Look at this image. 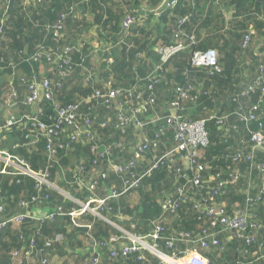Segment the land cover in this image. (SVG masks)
<instances>
[{
    "label": "built area",
    "instance_id": "built-area-1",
    "mask_svg": "<svg viewBox=\"0 0 264 264\" xmlns=\"http://www.w3.org/2000/svg\"><path fill=\"white\" fill-rule=\"evenodd\" d=\"M9 1L3 0L5 3H9ZM36 1L38 2V0H27L28 3H36ZM175 4L176 0L168 2L166 6L172 7ZM154 13L158 14L157 11ZM64 19L65 14H61L57 21L47 26V30L56 42L61 39ZM136 22V16L130 12L123 17L121 27L124 31H129ZM3 24V18H0V35ZM176 37L179 38V42L175 46L156 49L159 62L155 66L152 76L168 62L171 56L186 49L181 35ZM250 39V34L243 37L242 46L244 48L248 46ZM188 41L190 44L194 43L193 37H189ZM75 50H78V47L75 49L69 45L53 49L39 46L30 60L56 66V77L60 82L66 80L79 69L78 71L83 72V75L86 73L84 75L85 83L92 84L93 69L85 65L86 58L89 56L81 54L75 64L71 57V53ZM110 63L111 60L108 61V64ZM191 65L195 69H208L210 76L222 71L215 50L195 52L191 58ZM143 81L146 82L143 87L150 91L147 96H144L140 90L141 80L138 82L139 85L129 88L111 89L110 82H108L103 89L94 90L89 98L92 106L112 111L114 115V117L102 119L97 118L95 111H93L94 113L83 114L78 103H70L65 106L57 104L53 88L54 86L60 87V82L45 80L36 74L23 81L28 93L24 99V104L30 105L44 99L53 105L54 116L43 117L41 113L22 114L20 117H11L4 124H0V134L11 130L13 127L25 128L24 138L26 141L32 143L43 140L47 153L46 170L36 172L21 158L0 148V174L19 178L26 176L36 183L34 187L36 193L33 198L29 202L23 199L18 201L22 210L19 215L15 214L3 219L6 211L4 200L0 197V231L6 230L11 224L21 225L19 240L26 244L21 250H14L10 253L11 264L19 260L20 252L27 258H40V264H50L48 258L49 253L53 250L52 247L62 245L65 242V236L62 233H57L39 244L38 240L42 236L41 227L44 224L68 218L74 229H91L90 225H82L78 218L87 213L93 214L97 218L99 217L95 214L103 217L106 212L113 213L111 207L113 199L139 188L143 180L151 177L154 172L159 170L171 173L178 172V179L186 184L180 185L174 195L169 194L164 198L162 209L171 210L175 213L180 210H191L204 218L196 225L194 232L196 235H193V232H176L174 236L165 237L163 224L158 222L157 225L154 224L151 231L143 235L124 231L121 234L92 239L91 252L86 256L85 264H106L102 259V249L108 250L110 259L121 257L125 260L133 254L142 259L143 255L148 253L156 257L161 264H209V260L202 257L201 252H221L225 248V244L221 242L219 237L224 238L226 235L225 239L230 240L232 239L230 234H233L237 240L244 243V248L247 249L248 246L255 245L257 242L256 234L260 228L256 215L249 216L250 214L245 208L239 207V205L230 207L223 200L217 201V198L221 199L226 196L225 189L228 185L236 183L238 180L237 173L230 174L227 180L220 179L219 173L208 174L204 177L203 173L206 167L199 163L196 149L206 148L209 145L208 132L205 129L207 122L211 121L218 126H223L229 117L236 115L240 122H256L258 129L249 132V134H251L255 149L264 150V133L262 131L264 130V78L257 77L252 82L248 81V84H244L240 88L232 101L236 103L251 94H258L257 102L251 106L247 115L233 112H222L218 115L209 112L205 118L196 121L178 116L175 111L176 104H171L172 111L163 120L161 117H157V112L151 109L155 104V95L152 91L153 80L147 77ZM191 91L190 88L179 90L180 98L191 101L193 99ZM12 96L16 97L14 93ZM95 122H97L99 129L111 128L114 130L113 134H118V138L110 144L104 143L102 138L95 134L92 129ZM164 123L173 132L172 144L168 147L162 142L167 134ZM233 129L236 128L232 125L231 130ZM130 131L134 132L136 141L132 143V157L123 161L120 159V152L125 148L124 139ZM74 145H88V153L91 155L88 160L90 167L95 168L104 163L105 168L103 171L93 172L91 178L85 181L82 179V174L87 170V167L85 163L79 162L72 166L68 173V177L72 181L71 184L79 190L92 192L100 185L101 181L107 180L109 174H114L119 178L121 188L117 189L112 184L108 196L96 201L95 207H92L94 204H91L93 203L91 199L83 203L62 190L70 197L66 198L75 203L78 208L66 210L62 205H55L50 207L49 212L43 217L32 218L28 221V212L32 208L31 204L36 206L41 201L44 189L54 188V184L50 182L49 171L57 164L59 153L67 152V155ZM15 147H19V145L14 143L11 150ZM160 148H162V152H160ZM114 149H117L115 150L116 153H114ZM231 161L232 163L238 162V156H233ZM254 166L263 184L256 194L247 198L246 205L249 206L264 204V158ZM202 190H206L207 193H203ZM24 229L28 232H23ZM121 241H124L123 246L117 247ZM182 243L189 244V249L177 251L176 254H169L164 251L173 252L174 248ZM258 260H264V248L259 251Z\"/></svg>",
    "mask_w": 264,
    "mask_h": 264
},
{
    "label": "trees",
    "instance_id": "trees-1",
    "mask_svg": "<svg viewBox=\"0 0 264 264\" xmlns=\"http://www.w3.org/2000/svg\"><path fill=\"white\" fill-rule=\"evenodd\" d=\"M26 1L27 0H25V2ZM74 1L78 0L68 1V4H63V1L59 2L58 0H38L36 3L26 4L31 7L35 6L31 11L32 14H35L37 9L48 8L49 10H52L50 15H54L53 22L50 24H40L36 27V30L39 32L41 31V34L44 37L42 40V37L38 35V32L31 31L33 29V24L30 22L32 19H28L26 13L22 14L19 12V9L21 8H18V0H10L9 3L0 0V18H3L4 20L2 33L0 35V53L3 49L9 50L7 55L3 54L0 57L9 58L12 66L21 63V61L17 59V55H21L22 50L20 48H18V50H16V48L12 50L10 44H20L24 34L23 31H30V34L27 36L34 40V50H36V46L40 43H43L44 46L49 44V48H58L59 46L69 45L76 49L79 46V43L75 42V40H70V35H68V31L66 30V26L71 22L70 18L75 11L73 10L75 7L72 9V2ZM88 1L90 7L93 6L98 10V12L92 10L97 13L94 21L100 22L101 17H105L101 23L108 27L106 31L116 30V27H118V32H116L112 38L113 45L117 47L114 48L112 55H107V58H105L106 68L104 69L102 83L99 85H95L94 81H92V84L85 83V87L88 88L87 90L90 94L96 89H103L108 82H110L111 89H116L139 85L138 82L141 80L139 85L140 90L144 96H147L150 91L143 87L146 84L143 79L148 77L153 80L152 91L155 95V104L151 109L158 113L160 108H163L166 105L171 108V104H176L177 107L175 108V111L177 115L190 121L205 118L209 112L218 115L222 114L223 110L227 107L233 113L247 115L251 106L257 102L259 98L258 94H251L236 103L232 101L240 91L239 83L237 84L239 81L237 80V75L243 70L242 67L244 65L242 63L244 61L241 63V60L247 55L253 44V41L250 39L247 47L244 48L242 46L243 37L246 35L243 32L251 25L256 33L261 35L264 39V0H250V3H248V0H177L176 7L169 12H162L159 18L151 20L150 17L152 18V16L147 15L146 17H149L148 21H150L149 24L145 27L133 29L128 36H125L121 32L122 29L116 23V16L117 13H119V10L116 9V5H118L119 2H122V5L126 7L127 12L136 15L135 7L138 3L137 0H135L132 7L130 6L132 2L130 3L129 0H101L98 1L99 6L96 5V0V2L94 0ZM148 1L152 6H156L161 2V0ZM22 7H24V5H22ZM227 12L231 14L230 17H228V20H225L222 18L221 14ZM61 14H65L63 23L64 27L60 41L56 42L47 30V26L52 25L57 21ZM180 21H182V23H179ZM12 23L14 28L9 31L8 25H12ZM112 25L113 27H111ZM179 34L186 45V49L171 56L168 62L164 64L160 70L156 71L154 76H152L155 66L159 62L158 54L154 56L153 48L162 49L168 46H175L179 42V38L176 37ZM103 37L109 42L111 41L110 35L106 34ZM189 37H193L194 43H189ZM117 42H120V44ZM262 45V48L259 46L256 49L258 52L260 51L258 56H256L254 52H252L251 55L250 64L254 69L248 70V81L250 82L257 77L264 78V44ZM208 50L216 51L218 63L222 68V71L214 76H210L208 69H195L191 65V58L195 52H205ZM81 54L83 55L80 50H75L71 53V57L75 64ZM109 60H111L110 64H108ZM88 62L89 58H86L85 65H88ZM78 70L79 69H77L76 72H79ZM76 72L72 73L71 77ZM66 80L60 82L56 77V73L51 79V81L61 83L60 87L54 86L53 91L56 101L62 106L70 103H77L71 92L66 93ZM189 88L192 90L191 95L193 96V99L191 101H185L180 98L179 90H186ZM77 91L82 92L80 88L77 89ZM87 95L83 97H86ZM42 105L43 111L41 114L43 117L54 116V108L50 103H43ZM82 105L84 106V109L82 108L81 110L83 114H88V112L94 113L93 111H95L97 112V118L99 119L114 117L112 111H107L99 107H94L92 109L91 107L93 106L91 104L83 103ZM87 108H90L91 111ZM151 109L150 111H152ZM229 118L230 121H226L223 126H218L211 121L206 123L205 129L208 132L209 145L206 148L201 147L196 149V153L199 163L206 167L203 173L204 177L208 174L219 173L220 179L227 180L230 174L237 173L238 180L233 185H228L225 189V193L233 197L235 200H238L239 207H244L248 214H250L249 216L256 215L258 219L260 228L256 234L257 242L255 245L248 246L246 251H237L234 259L232 257L231 260V257H229V260H231L229 264H232L233 261L234 264H264V260H258L259 251L264 248V204H257L255 206L246 205L247 198L256 194L263 184L261 183V178L255 170L256 168L254 165L262 161L264 158V150L255 149V144L251 140V134H249V132L258 129L256 122H240L236 115ZM232 119H234L233 123L231 122ZM232 125L235 126V130H231ZM11 129L10 136L13 131L16 132V138H19V134H22L23 136V132H21L19 127H13ZM92 129L95 134L100 136L102 140L108 144L118 138V134H113L114 130L111 128L99 129L97 122L92 125ZM262 131L264 133V130ZM171 132L172 129L167 130V134L162 139L163 143L167 136H170V138L172 137ZM111 135H113L114 138H112ZM134 137L135 136L133 135V140L128 137L124 139L125 148L120 152V156L124 161H127V159H125L127 148H131V143L136 141ZM14 143L15 142H13L12 145ZM86 150L88 154V147H86ZM86 150L85 146L74 145L70 150V153L67 155V152L59 153L57 164L60 162L61 164H65L69 160V157H73L78 161L86 155ZM115 150L117 149H114V153H116ZM162 151V148H160V152ZM233 156H238L239 161L232 163L231 158ZM33 158L38 159V157ZM34 163V160L33 163L30 162V168L33 170L38 169L40 166L35 167ZM85 164L87 170L82 174V179L87 181L91 175L94 174L93 172L98 170V167L91 168L89 161L85 162ZM101 164L104 165V163ZM50 172H53L51 177L53 179H55L56 175L60 173H56L54 168L50 169ZM156 174L157 172L152 174L151 177L143 180L139 188L121 195L120 198L124 200H127L126 197L133 196V198L138 200L137 203H135V206L130 207L132 211L135 212V210H138L139 208L137 207L142 205L141 201H144V199H147V202L150 203L149 205L151 207L157 210L161 209L158 205V201L160 200L163 202L167 195H174L175 186L170 187L165 183H161L162 180L158 181L155 176ZM112 175H109L107 180L101 181L100 185L103 182L110 186L114 183L116 188L120 189L121 182L119 178L114 174ZM2 176L5 175L0 174V177ZM23 177L9 178L6 188H0V196H3L4 204L7 199V202L11 206H17L18 200L13 196L14 193H11V191L18 190L20 194L19 197H24L31 193L33 194L35 183H33V180L29 177ZM51 178L50 180L52 181ZM12 179H14L13 183ZM71 183V178L68 177V185L65 186V183H63L61 184V187L63 185V187L69 191L68 193L70 196L80 202H86L87 199L100 187L99 185L95 190L90 192L87 190H79ZM163 189L168 190L169 193L160 195L159 192ZM202 191L203 193H207L206 190ZM146 192L148 195L145 194ZM224 197L225 196L221 199L217 198V201L224 200ZM49 201L51 202V207L62 205L66 210L78 208L75 203L70 200H64L61 195L55 192H51ZM119 202L111 204L113 214H116L115 211L118 209L123 212L130 210L128 208V203L124 204V201H122V204L118 205ZM145 212L149 211L146 210ZM150 212H154V210L152 209ZM187 213L191 214V210H187ZM86 215H89L88 218H92L88 222H95V224H98L97 227L101 226L104 228V231L102 232L103 236H105V233L107 232L113 233V230L108 224L101 222V220L88 213ZM182 221V218H180V220H177V223L182 224ZM44 226L41 227V232L44 235H47L48 231ZM94 230H96V226ZM22 231L28 232L26 229ZM92 233L94 234L93 231ZM62 234L65 236V242L62 243V245H64L63 248H69L68 245L70 246V242L67 240V233ZM230 236L232 237L230 240L225 239L226 235H224V238L219 237L221 242L225 244V248H223L221 252L209 251L206 253V256L210 258L211 263L215 258H213V256L219 258L220 256L225 255L229 245L238 244L242 246L244 244L237 240L233 234H230ZM22 258L23 254L20 252V258L18 261Z\"/></svg>",
    "mask_w": 264,
    "mask_h": 264
},
{
    "label": "crops",
    "instance_id": "crops-1",
    "mask_svg": "<svg viewBox=\"0 0 264 264\" xmlns=\"http://www.w3.org/2000/svg\"><path fill=\"white\" fill-rule=\"evenodd\" d=\"M58 1L59 2L63 1V4L64 3L68 4L67 2L71 0H58ZM80 1L81 0L72 2L73 3L72 9L75 7L73 9L75 11L72 14V17L70 18L71 22H69L66 26V30L68 31V35H70V40H75V42L79 43L78 50L82 51L83 54H86L89 56L88 66H90L93 69L92 79L95 85H99L103 81L102 80L103 73H104V69L106 68L105 58H107L106 57L107 55L108 56L112 55L114 48L117 47L113 45L112 38L114 37V34L118 32V27H116V30L106 31L108 27L104 26L101 23L103 22L105 17H101L100 22L94 21L97 15L96 12H98V10L93 6L90 7V5L88 4L89 3L88 0H83L81 2ZM96 1H95L96 5L99 6L98 1H101V0H96ZM129 1L130 3L132 2L130 4V6L132 7L135 0H129ZM137 1L138 3H137V6L135 7V10H136L135 16L137 18V22L130 28L129 31H124L122 29L121 21L123 17L127 13H130V12L126 11V7L122 5V2H119V4L116 5V9L119 10V13H117V16H116V23L122 29L121 32L125 36H128L130 32L135 28L145 27L146 25H148L150 21H148L149 17H146L147 15L152 16V18L150 17V19L154 20L156 18H159L162 12H169L174 7H176V4L172 7L166 6L168 2H173L174 0H161V2L158 3V5L156 6H152V4L148 0H137ZM26 2L25 0H18V6H19L18 8H21L19 9V12L22 14L26 13V17L28 19L29 18L32 19L31 21L29 20L33 24L32 25L33 29L31 31L38 32V35H40L43 40L44 37L41 34V31L39 32L38 30H36V27L40 24H50L51 22H53L54 15L53 16L50 15L52 13V10H49L48 8L47 9H37V12L35 14H32L31 11L33 10V8H35V6L33 7L28 6L26 4H29V3H26ZM248 3H250V0H248ZM22 5H24V7H22ZM92 10L96 12H93ZM155 11H157L158 14H155L154 13ZM15 27H16V24H15ZM111 27H113V25ZM13 28H14L13 23L12 25L10 24L8 25L9 31L12 30ZM23 33L24 34L22 36V40L20 41V44H16V45L10 44V46L12 47V50H14L15 48L16 50H18V48L22 50V54L17 55V59L20 60L22 64L18 63L19 65L12 66L11 60L9 58L0 57V124H4V122L11 117H20V115L22 114H28V115L39 114L43 111L42 104L50 103L43 99L41 101L34 102L33 104H30V105L24 104V99L26 98L28 93H27V90L25 88L23 81L26 79H29L31 75L33 74H37L39 78H44L45 80L47 79L51 80L52 76L55 75L56 73V68L54 65L49 64V63L32 62L30 60L31 56L38 49L39 46H42L45 48L47 47L48 49H53V48H49L50 47L49 44H47V46H44L43 43H40L39 45L36 46L37 47L35 48L36 50H34L33 48H34L35 42L32 38L27 36L28 34H30V31H23ZM243 33L251 35V40L253 41V44L251 48L249 49V52L247 53V55H245L244 58L241 60V63L244 61L242 63L244 65L242 67L244 71L242 70L237 75V80H239L237 82V84L239 83V89L242 88L244 84H248V76H249L248 70L254 69V67H251V64H250L252 52H254L256 56H258L260 51L258 52V50L256 49L259 46L260 48H262L263 47L262 44H264L263 37L259 35L258 33H256V31L251 25L248 26L247 30L244 31ZM106 34L110 35L111 37L110 42L106 38L104 39L103 36ZM119 38H120V34H119ZM117 43L120 44V42H117ZM8 52L9 50L3 49L2 52L0 53V56H2L3 54L7 55ZM153 52L155 56L157 54L156 48H153ZM84 75H86V73ZM84 75H83V72H76L72 77L71 76L67 77L68 80H66V83H65L66 93L71 92V94L76 98L75 99L73 97L74 100H76V102L80 105L79 107L81 110L82 108L84 109V106L82 105L84 102H86L85 104H91L89 102L90 92L87 90L88 88L85 87ZM77 87H79L82 92L80 91L78 92L77 89L79 88ZM13 93L16 95V97L12 96ZM85 95L87 96L83 97ZM56 103L58 104L57 101ZM91 108L93 109L94 106ZM87 109H90V108H87ZM89 111H91V109ZM170 111H172V108L166 105L165 107L159 110V112L157 113V117L159 116L163 120L170 113ZM223 112L227 113L231 111L227 107L226 109L223 110ZM227 121H230V118H228ZM231 122L233 123L234 119H232ZM164 125L167 128V130H170L166 123H164ZM21 129H22L21 132H23V136L22 134L21 135L19 134L18 135L19 138H16L15 131H13L12 135L10 136V132L12 129L1 133L0 134L1 135L0 136V148L6 152H9L10 154L14 156H18L28 166L31 165L30 162L33 163V160H34L35 167L37 166L42 167V168L39 167L38 169H35V170L32 169L33 171H36V172L45 171L47 153L45 151L44 141L37 140L32 143L27 142L26 139L24 138L25 137L24 131H26V129L23 127ZM172 133L173 132H171V134ZM133 134L134 132L130 131L127 137L133 140ZM13 142H15L16 145H19V147H15L14 149L11 150L12 146L14 145V144L12 145ZM104 143L108 144L105 141ZM132 143H131V147H132ZM164 143H165V146L168 147L170 144H172V137L170 138V136H167V138L164 140ZM87 146L88 145H85V150ZM126 152L127 154H126L125 159L128 160L132 157L131 148H127ZM33 157H38V159H34ZM72 158L73 157H69V160L65 164H61L60 162L59 164L54 166L56 173L60 172L59 173L60 178L58 181H55V179L51 178L53 172L51 173L49 171V176L52 179V181L50 180V182L54 184V188L44 189L43 191L44 195L42 196L41 201L36 206L31 204V207H32L30 209L31 213L36 218H40L41 216L49 212V209L52 206L51 202L49 201L51 192H55L61 195L58 192V190L60 191L63 190L65 193H67L70 196V194L68 193L69 191L65 189L63 185L61 187V184L63 183H65V186L68 185L67 184L68 177H66V175H63L64 174L63 170L69 173L73 165L79 162H84V163L88 162V160L91 158V155L89 153L87 154V150H86V155L80 158L78 161L76 159L74 164L71 163ZM56 161H57V158H56ZM103 170H104V165L100 164L98 166L97 171H103ZM156 172L157 174L155 176L157 177V180L158 181L162 180L161 183L170 184V187L175 186V192L180 185L181 186L186 185L183 181L178 179L179 178L178 172L171 173L169 171H163V170H159ZM109 175H112V174H109ZM9 178H14V177L11 175H5V176L0 177V188H6L7 181ZM23 178H26V177H23ZM13 182H14V179H12V183ZM33 183H35L34 180H33ZM147 192L145 194L148 195ZM11 193H14L13 196L18 201L21 200L20 198H24L23 199L24 201L29 202L31 198H33V196L35 195L36 189L34 188L33 194L31 193L30 195H26L24 197H19L20 194L18 190L11 191ZM109 193H110V185H107L105 184V182H103L100 185V187L93 193V195L90 196L88 199H91V201H93V203L91 204L95 205L96 201L104 199L106 196H108ZM167 193L169 192L166 189H163L162 191L159 192L160 195L167 194ZM46 196L48 197L47 199H46ZM0 197H3V196H0ZM62 197L64 198V200H68L66 197L64 196ZM122 201H124V204L128 203V208L130 209V207L135 206V203H137L138 200L134 198V201H131L132 203H130L129 201L121 199L119 197V198L113 199V201H111V204L119 202L118 205H121ZM223 201L226 205H229L230 207H234L239 204L238 200H235L233 197L229 196L228 194H226ZM17 203H18L17 206L16 205L11 206L7 202V199L5 200L6 213L3 216V219L22 212V210L19 209L20 208L19 202ZM141 204L142 205H139L137 207L139 209L135 210V212L132 211L131 209L128 211H124V212L118 209L117 211H115L116 214L106 212L103 218L105 217L107 221H109L115 226H112L111 224L98 218L102 222H105L106 224H108L113 230V233L107 232L105 233V236H103L102 232L104 231L103 230L104 228L101 226L97 227L98 224H95V222L93 223L88 222L92 218H88L89 215L85 214L83 216H80L78 218V221L82 225H90L91 229H86V228L74 229L70 225L68 218H62V219L57 220L56 222L44 224L46 226L43 225L44 228L48 231V234L44 235L42 233V236L38 240V243L42 244L44 239L51 238L54 234L67 233L66 237L68 238L67 240L70 242V246L68 245L70 249L67 247H65L66 249H64L63 248L64 245H59V246L55 245L52 247L53 251H52V254L49 253L48 259L51 260V264H85V258L91 252V245L93 243L92 239L108 237L110 235H117V234H121L124 231L129 232L131 234H135V235H143L151 231L154 228V224L157 225L158 222H161L163 224L165 237L174 236L176 232L184 233V232L193 231L194 233L196 225L200 221L204 220V218L197 215V213L193 211H191V214H188L187 211L185 210H180L176 213L171 210L165 211L162 209L163 202H161L160 200L158 201V205L160 206L161 209H158V210L151 207L149 205L150 203L147 202V199H144V201H141ZM152 209L154 210V212H150V210ZM146 210H148L149 212H145ZM180 218H182L183 220L182 224L177 223V220H180ZM95 226H96V230H94ZM9 227L10 228L12 227V232H10V230L8 229ZM7 229H6L7 231L6 230L0 231V264H11L9 260L10 253L14 250L21 249L22 247L26 245L24 242H21L19 240V233L22 229L21 225L16 226V224H11L7 227ZM41 231H42V228H41ZM92 231L94 232V234L92 233ZM193 235H196V233H194ZM123 244H124V241H121L120 243H118L117 247L123 246ZM188 249H189V244L182 243V244L177 245L174 248L173 252L166 251L164 249L163 250L169 254H172V253L176 254L177 251L188 250ZM237 251H246V248H244L243 245L241 246L238 244L229 245L226 250L225 255H222L219 258H217L216 256H213V258L214 257L215 258L212 263L210 261V258L206 256L207 252H201V256L206 257L209 260V264H220V263L229 264L230 261L232 260V257L234 259L235 253ZM101 254H102V259L104 260L106 264H161L160 262H158V259L156 257L148 253H145L142 259H139L138 255L133 254V255H130L125 260L122 259L121 257H116L115 259H109L108 250L106 249H102ZM229 257H231V260H229ZM192 259H195V258L192 257ZM12 264H40V258H34V257L27 258L23 256V258L20 261L12 262ZM232 264H234V261L232 262Z\"/></svg>",
    "mask_w": 264,
    "mask_h": 264
},
{
    "label": "rangeland",
    "instance_id": "rangeland-1",
    "mask_svg": "<svg viewBox=\"0 0 264 264\" xmlns=\"http://www.w3.org/2000/svg\"><path fill=\"white\" fill-rule=\"evenodd\" d=\"M230 14L231 13H229V12H227V13H225V14H221V16H222V18H224L225 20L227 19L228 20V17H230ZM165 107V106H164ZM161 109V108H160ZM161 122V121H160ZM112 136V138H114V136L113 135H111ZM104 138V137H103ZM107 138H108V135H107ZM75 161H76V159L75 158H72V164H74L75 163ZM76 164H78V163H76ZM75 164V165H76ZM75 165H73V166H75ZM63 175H66V177L69 175L68 174V172H65V170H63ZM59 178H60V175L58 174L57 176H56V178H55V181H58L59 180ZM167 186H170V184H167ZM64 197H66V196H64ZM21 199V198H20ZM126 199H127V201H129L130 203H132L131 201H134V198L133 197H126ZM30 205V204H29ZM92 207H95V205H93ZM28 214H29V220L28 221H30V219H36V217L31 213V210L28 212ZM15 215V214H14ZM17 215H19V214H17ZM17 215H16V217H17ZM93 215V214H92ZM101 215V214H100ZM105 215V214H104ZM44 216V215H43ZM43 216H41V217H43ZM94 216V215H93ZM40 217V218H41ZM95 218H97V217H95ZM38 219V218H37ZM98 219V218H97ZM102 222V221H101ZM15 226V225H14ZM17 226V225H16ZM9 230H10V232H12V227L10 228H8ZM7 229V230H8ZM6 230V231H7ZM53 251V250H52ZM52 251L50 252V254H52ZM52 258V257H51Z\"/></svg>",
    "mask_w": 264,
    "mask_h": 264
},
{
    "label": "water",
    "instance_id": "water-1",
    "mask_svg": "<svg viewBox=\"0 0 264 264\" xmlns=\"http://www.w3.org/2000/svg\"><path fill=\"white\" fill-rule=\"evenodd\" d=\"M58 192H60V194L61 195H63V196H66V197H68V198H70L67 194H65L62 190L60 191V190H58ZM96 216H98L99 218H101L102 220H104L105 222H107V223H109V224H111L112 226H115V225H113L112 223H110L109 221H107L105 218H103L102 216H99V215H97V214H95Z\"/></svg>",
    "mask_w": 264,
    "mask_h": 264
}]
</instances>
